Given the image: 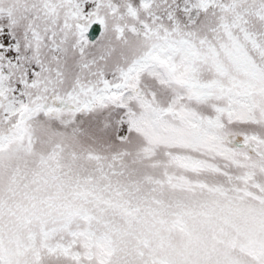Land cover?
<instances>
[{"label":"snow or ice","instance_id":"6c2138e0","mask_svg":"<svg viewBox=\"0 0 264 264\" xmlns=\"http://www.w3.org/2000/svg\"><path fill=\"white\" fill-rule=\"evenodd\" d=\"M0 264H264V0H0Z\"/></svg>","mask_w":264,"mask_h":264}]
</instances>
